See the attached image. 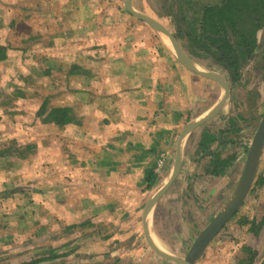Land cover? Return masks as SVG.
<instances>
[{
    "label": "crops",
    "instance_id": "1",
    "mask_svg": "<svg viewBox=\"0 0 264 264\" xmlns=\"http://www.w3.org/2000/svg\"><path fill=\"white\" fill-rule=\"evenodd\" d=\"M117 1L119 3L116 0H0V12L5 11L2 19L11 18L7 27L9 37L0 40V45L7 48V57L11 58L15 49H36L43 51V57L54 54L66 60L74 53L73 59L79 58V62L74 63L77 69L73 75L63 80L68 89L62 87L57 94L63 104L55 107H72L80 120V125L59 127L37 119L34 126L45 131L40 147H46L49 153L54 150V144H62L59 157L43 166L37 155H31L25 160L28 172L8 176L9 190L1 195L4 188H0V220H12V216L18 214L23 220L40 215L41 232L48 233L51 224L58 234L66 227L86 224L84 228L93 231L92 259L111 257L108 253L113 252L111 246L116 239L123 241L129 237L127 232L143 226L148 201L172 175L185 128L206 116L225 93L219 82L181 64L166 38L127 11L124 0ZM135 1L131 0L134 9ZM173 1L175 12L181 10L187 20H193L194 13L187 16L182 6L178 8V0ZM122 15L130 25L124 22L115 27L114 20H120ZM93 19L98 21L93 23ZM13 20L16 27L11 28ZM19 20L24 21L25 36L18 28ZM165 28L178 42L177 35ZM82 52H85V62H81ZM29 99L32 103H27L26 109L31 106L35 109L26 112L33 117L40 108L41 98L31 96ZM69 99L73 101L67 103ZM226 107L224 104L217 114ZM212 119L183 138L181 170L148 216L151 235L158 241L154 226L165 216L172 221L173 202L182 204L185 219L189 220L185 241H191L192 245L199 234V223L195 222L197 211L202 208L209 218L215 212L218 214L236 189L233 186L231 195L227 191L219 203L207 200L205 194L200 196L202 180L232 178L234 172L228 171L231 164L239 165L244 161L242 156L236 159L220 156V150L227 145V133H223V128L210 129ZM54 133L57 135L50 136ZM218 139L220 146L214 142ZM206 140L211 148L219 149L215 156L219 162H230L221 175L211 173L214 161L204 157L201 151V144ZM68 143L71 148H67ZM174 150L175 159H172ZM197 152L195 157L193 153ZM168 163H173V167L167 168ZM2 166L0 164V168ZM37 168L42 169L44 175L41 190L31 185L29 189L18 190L23 182L38 179ZM39 194H43L45 202L36 200ZM168 205L172 207L167 209ZM171 221L172 227L181 226ZM8 255L3 252L0 258L11 257ZM139 256L138 252L128 253L127 261L135 262Z\"/></svg>",
    "mask_w": 264,
    "mask_h": 264
},
{
    "label": "rangeland",
    "instance_id": "2",
    "mask_svg": "<svg viewBox=\"0 0 264 264\" xmlns=\"http://www.w3.org/2000/svg\"><path fill=\"white\" fill-rule=\"evenodd\" d=\"M181 1L178 0V8L182 6L181 8L187 11V16L189 13L190 15L194 13L196 18L193 20L195 21L202 9L200 6L218 2V0H185L186 3L182 2L185 4H181ZM116 2L119 3L117 0ZM134 3L137 11L153 17L174 34L185 30L181 20V18H185V13L181 10L175 12L173 0H136ZM4 12V10L0 12V40H3V37H9L7 27L11 24L10 16H4L2 19L1 15ZM188 20L191 21V19ZM96 21L98 20L93 19V23ZM23 22V20H19L18 28L25 36L23 34L25 32ZM124 22H126V26L130 25L127 23L129 21L122 15L120 20H114L115 27ZM134 24H132V27ZM3 25L5 28H3ZM195 25L197 27V22H195ZM140 26L142 25L140 24ZM12 27H16L14 20L12 21ZM20 30H18L19 33ZM190 41L188 43L185 39H179L178 42L183 51L188 57L190 56L189 58L199 68L203 67L202 69L205 68L204 70L211 71L212 68L209 67L210 60L208 59L210 57H206L204 54H195L191 43L193 42L196 47L200 45L197 46L194 40ZM42 52L36 49L35 51L15 49L11 52L13 56L11 58L10 56L7 57L9 61L7 59L4 62L0 61V164L3 165L0 168V188H4L1 195L6 192L4 190H9L6 186L8 176H15L22 171L28 172L29 168L27 165L25 166L27 158L31 155H37L39 164L45 166L47 161L53 162V159L56 160L59 157L58 152L62 148V144H58L60 147L54 144V150H50L48 153L46 147H40L39 144L45 131L43 132L39 126H34L39 118L37 115L33 116L35 120L27 115L26 110L31 111L35 108L31 106L26 109V106L32 103L29 99L31 96H40L41 105L45 100L50 102V107L63 104V101L57 99V94L60 90H63L62 87L68 89L67 86L63 85V80L73 75L75 69L72 68L74 63L79 62V58L76 57L74 60V53L68 55L66 60L64 57H57L54 54H51L50 57L45 54L47 57H43ZM196 52L199 53V51ZM84 53L82 52L81 62H85ZM243 73L245 74L243 80L237 83L231 91L226 110L217 114L208 125L211 127L210 129L217 128L219 130L223 128L228 132L225 135L227 145L220 150V156L224 155L225 158L234 156L235 159L242 156L244 158V161L239 165L234 162L231 164L228 171L234 172L232 178L225 179L227 178L225 176L222 177L223 179L213 177L210 180L204 179L200 182L203 186L200 196L205 194L207 200L216 203L221 201L227 191L231 195L233 186L234 188L237 186L243 172L248 149L264 115V69H258V64L254 61V63H249V68ZM70 100L72 99L67 100V103H70ZM28 117L31 118L30 121ZM40 120L39 122H42ZM53 135H57V133L50 136ZM71 146L69 144L67 148H71ZM77 150L79 151V148ZM68 151L72 152L71 149ZM74 151L75 148L73 153ZM174 153L175 150L172 153V159H175ZM198 154L199 152L193 153L195 157ZM173 165V163H168L167 168H172ZM35 172L39 175L38 179L35 181L30 180L27 183L23 182L19 185V188L17 186L18 190L20 188L25 190L30 185L41 190V178L44 177L41 174L42 169L37 168ZM200 174H204V171L202 170ZM261 178H264V152L255 178V184ZM24 190L22 192H25ZM42 196L43 194H39L36 199L39 203L46 200ZM173 203L175 207L173 206L174 216H172V221L169 216H165L162 222L158 220L154 226L155 235L166 247V250L178 257H185L191 246V241H185L188 238L186 225L189 220L188 218L187 221L185 219L181 202ZM179 205L180 210L178 209ZM171 207L168 205L167 209ZM216 215L217 212L209 218L207 212H204L202 208L197 211L195 222L199 223L197 227L199 233ZM161 216H163V213ZM161 216L159 214V218ZM11 219L8 221L0 220V254L4 252L11 256L5 259L0 258V264H175L171 260L156 255L150 249L151 247L146 242L143 226L138 229L133 228L132 233L127 232L129 235L126 236L129 237L124 238L123 241L116 239V243L111 246L113 252L108 253V256L111 255V257L92 259L93 254L90 252H93L94 246L93 231H90L89 227L84 228L86 224L66 227L58 234L56 233L57 229L51 227V224H49V229L47 228L48 233L41 232L42 221L40 215L23 220L18 214L12 216ZM169 221L177 222L181 226L172 227L169 225ZM261 223L263 225L259 234L256 235L253 230H250L252 225L258 227ZM169 231H172V233L170 234ZM10 237L11 240H6ZM246 247H250L257 252L258 257L254 264L261 263L258 261L261 258L262 261L264 258V184L257 186L255 191L246 199L237 215L231 218V221L222 232L215 236L206 249L200 264H246ZM134 252L140 254L138 259H134L135 262L127 261V254ZM102 255L104 256V253Z\"/></svg>",
    "mask_w": 264,
    "mask_h": 264
},
{
    "label": "trees",
    "instance_id": "3",
    "mask_svg": "<svg viewBox=\"0 0 264 264\" xmlns=\"http://www.w3.org/2000/svg\"><path fill=\"white\" fill-rule=\"evenodd\" d=\"M200 13L197 20L199 31L192 36L195 44L201 46L196 47L197 51L216 59L229 72L234 83L242 77L240 70L243 65L254 57H259V64L264 61V0H220L217 4L205 5ZM188 37L191 39L190 35ZM208 44L210 47L206 46ZM194 53L199 55L196 51ZM6 59L7 48L0 45V61ZM49 104L45 100L37 112L42 123L59 127L80 125L72 107H50ZM213 163L210 171L215 176L221 175L230 164L228 161L219 162L218 157ZM263 182L264 179L260 180ZM261 227L262 223L258 227L253 225L251 230L257 235ZM245 251L246 264H254L257 252L250 247Z\"/></svg>",
    "mask_w": 264,
    "mask_h": 264
},
{
    "label": "water",
    "instance_id": "4",
    "mask_svg": "<svg viewBox=\"0 0 264 264\" xmlns=\"http://www.w3.org/2000/svg\"><path fill=\"white\" fill-rule=\"evenodd\" d=\"M124 8L133 14L138 19L146 22L154 31L166 38L170 43L174 54L181 64H183L187 69L208 77L211 80L219 82L224 89L223 99L206 115L199 118L193 122H190L182 133L178 146L177 161L172 172L171 177L168 182L162 186L155 195L148 201L144 215H143V230L145 238L149 246L161 257L171 260L175 264H200L202 256L215 238V236L224 228V226L229 222V220L238 212L243 203L245 202L250 191L254 187V180L257 175V171L260 165L261 157L264 150V115L258 125V128L253 136L251 145L248 149L243 172L241 174L240 180L236 186V189L225 204L223 209L209 222V224L198 234L195 238L193 244L189 248L185 257H178L175 254L169 252L168 250L163 251L160 249L153 241L154 238L151 235V231L148 224V216L153 210L154 206L163 195V193L170 187L173 181L178 176L181 166H182V154L181 146L183 138L189 133V131L198 127L200 124L212 119L225 104L229 94V88L227 81L218 73L207 71L199 68L198 65L188 57V55L182 50L177 40L174 36L157 20L135 10L131 4V0H124Z\"/></svg>",
    "mask_w": 264,
    "mask_h": 264
},
{
    "label": "flooded vegetation",
    "instance_id": "5",
    "mask_svg": "<svg viewBox=\"0 0 264 264\" xmlns=\"http://www.w3.org/2000/svg\"><path fill=\"white\" fill-rule=\"evenodd\" d=\"M220 2V0H218V2L217 3H219ZM217 3H214V4H217ZM200 16H201V13H199L198 14V17H197V20L198 19H200ZM196 18V16L193 18V19H195ZM180 19V18H179ZM181 20H182V26H183V28L185 29L184 31H181V32H176L175 33V35H177V37L179 38V39H185L188 43H189V40H191V41H193V38H192V36L194 35V34H196L198 31H199V29L196 27V25H195V22H197V25H198V21L196 20H191V21H189V20H187L186 18H181ZM188 35H190L191 36V39H189V37H188ZM190 41V42H191ZM191 45H192V47H193V51H197V48H196V46L193 44V42L191 43ZM205 46V45H204ZM207 47H210V45L208 44V45H206ZM199 54H204V55H206L205 53H200L199 52ZM260 54V53H259ZM207 56H209V55H206V57ZM261 56H262V53H261ZM190 57V56H189ZM210 58H208L209 60H210V62H209V67H211L212 69H211V71H213V72H217L219 75H221L226 81H227V83H228V88H229V94H228V97H227V100L225 101V105L229 102V98H230V94H231V91L233 90V88L235 87V85L237 84V83H240V81L241 80H243L242 78L245 76V74L243 73L244 71H247V69L249 68V63H254V61H256V62H258V58L259 57H254V59L253 60H251V61H249L248 63H246L245 65H243L242 67H241V70H240V72H241V78L239 79V81L237 82V83H234L233 81H232V79H231V77H230V75H229V72L226 70V69H224V68H222L219 64H218V61L216 60V59H214V58H212L211 56H209ZM263 57H264V55H263ZM261 58V57H260ZM213 60V61H212ZM264 62V61H263ZM263 62H260V64L259 63H257L258 64V69H264V63ZM256 64V63H255ZM261 66H263L262 68H260ZM219 84V83H218ZM220 85V84H219ZM220 87H221V85H220ZM225 94V93H224ZM224 94H223V96H224ZM224 130V129H223ZM224 132H226L227 134H228V132H227V130H224L223 131V133ZM208 133V132H207ZM222 133V134H223ZM211 135H212V133H210ZM205 136H207L208 138H209V136L210 135H208V134H206L205 133ZM205 139V138H204ZM204 139H203V141H204ZM220 139H218L217 141H214L216 144H218L219 146H220ZM223 141H225V140H223ZM224 143V142H223ZM208 145V146H207ZM209 143H208V140H206L203 144H201V149H203V150H201L202 152H203V154H204V157H205V155L206 156H208V158H210L211 159V162H213V161H216L217 160V158H215V156H216V153L219 151V149L217 148V147H214V148H211V145H210V147H209ZM224 145V144H223ZM218 146V147H219ZM209 147V148H208ZM263 152H264V150H263ZM263 155V154H262ZM260 163H261V161H260ZM259 167H260V165H259ZM259 169V168H258ZM258 172V171H257ZM257 176V175H256ZM262 179H264V178H261L260 180H262ZM260 180L255 184V180H254V187H253V189L250 191V193H249V195L252 193V192H254L255 191V189L257 188V186L258 185H262V184H264V182L263 183H260ZM249 195L247 196V198L249 197ZM246 198V199H247ZM246 201V200H245ZM244 204V203H243ZM242 207V206H241ZM240 210V209H239ZM238 210V211H239ZM238 213V212H237ZM237 213L235 214V215H237ZM234 215V216H235ZM233 216V217H234ZM232 217V218H233ZM231 221V219L229 220V222ZM228 222V223H229ZM227 223V224H228ZM209 224V223H208ZM207 224V225H208ZM227 224L224 226V228L227 226ZM206 225V226H207ZM259 225V224H258ZM262 225H263V223H262ZM205 226V227H206ZM204 227V228H205ZM252 227H253V225H252ZM251 227V228H252ZM223 228V229H224ZM222 229V230H223ZM222 230L220 231V232H222ZM251 230V229H250ZM219 232V233H220ZM218 233V234H219ZM260 233V232H259ZM217 234V235H218ZM216 235V236H217ZM208 248V247H207ZM205 252H206V250H205ZM205 252H204V254H205ZM204 254H203V256H204ZM203 256H202V258H203ZM258 257V256H257ZM262 259V258H261ZM261 259L258 261V262H261V263H259V264H264V258H263V260L261 261Z\"/></svg>",
    "mask_w": 264,
    "mask_h": 264
},
{
    "label": "bare ground",
    "instance_id": "6",
    "mask_svg": "<svg viewBox=\"0 0 264 264\" xmlns=\"http://www.w3.org/2000/svg\"><path fill=\"white\" fill-rule=\"evenodd\" d=\"M203 68V67H202ZM205 69V68H204ZM154 243L160 248L162 249L163 251H166V247L163 245V243H161L160 241H158L157 239L155 238H152Z\"/></svg>",
    "mask_w": 264,
    "mask_h": 264
}]
</instances>
